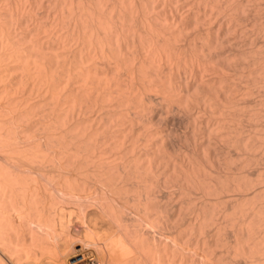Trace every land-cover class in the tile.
<instances>
[{
  "label": "bare ground",
  "instance_id": "6f19581e",
  "mask_svg": "<svg viewBox=\"0 0 264 264\" xmlns=\"http://www.w3.org/2000/svg\"><path fill=\"white\" fill-rule=\"evenodd\" d=\"M0 264H264V0H0Z\"/></svg>",
  "mask_w": 264,
  "mask_h": 264
},
{
  "label": "rangeland",
  "instance_id": "374dc122",
  "mask_svg": "<svg viewBox=\"0 0 264 264\" xmlns=\"http://www.w3.org/2000/svg\"><path fill=\"white\" fill-rule=\"evenodd\" d=\"M81 259H82V256L77 254V256L75 258L74 257L73 258L71 257V262H74V261L78 262Z\"/></svg>",
  "mask_w": 264,
  "mask_h": 264
}]
</instances>
